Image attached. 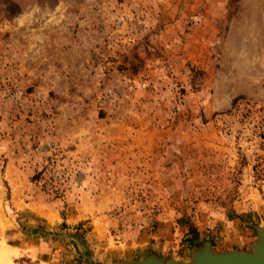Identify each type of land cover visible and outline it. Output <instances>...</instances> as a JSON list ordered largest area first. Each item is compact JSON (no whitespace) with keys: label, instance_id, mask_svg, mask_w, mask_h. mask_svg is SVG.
Here are the masks:
<instances>
[{"label":"rangeland","instance_id":"1","mask_svg":"<svg viewBox=\"0 0 264 264\" xmlns=\"http://www.w3.org/2000/svg\"><path fill=\"white\" fill-rule=\"evenodd\" d=\"M264 229V0H0V264L187 261Z\"/></svg>","mask_w":264,"mask_h":264},{"label":"water","instance_id":"2","mask_svg":"<svg viewBox=\"0 0 264 264\" xmlns=\"http://www.w3.org/2000/svg\"><path fill=\"white\" fill-rule=\"evenodd\" d=\"M258 240L251 246L250 251H227L215 253L204 244L197 247L187 261L164 260L149 256L137 261L116 264H264V229L257 228Z\"/></svg>","mask_w":264,"mask_h":264}]
</instances>
